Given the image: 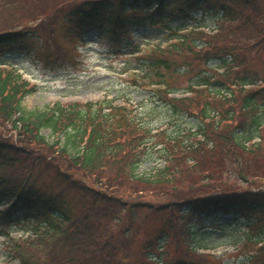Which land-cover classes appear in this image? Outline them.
Listing matches in <instances>:
<instances>
[{"label": "trees", "instance_id": "trees-1", "mask_svg": "<svg viewBox=\"0 0 264 264\" xmlns=\"http://www.w3.org/2000/svg\"><path fill=\"white\" fill-rule=\"evenodd\" d=\"M199 11L202 20L216 18L213 32L188 25ZM0 18V58L57 35L122 37L142 23L165 31L136 57L147 77L160 80L143 86H160L153 91L162 103L197 122L184 141L154 133L114 101L28 110L21 99L35 87L0 62V120L16 138H0V169L18 172L0 176V229L11 261L213 264L212 253L197 254L192 243L242 219L235 249L248 248L244 264H264V0H0ZM172 18L182 24L171 27ZM209 62L216 66L193 76L188 96L170 97L173 74ZM151 139L165 165L141 176ZM24 222L36 223L34 234L10 237Z\"/></svg>", "mask_w": 264, "mask_h": 264}, {"label": "rangeland", "instance_id": "rangeland-1", "mask_svg": "<svg viewBox=\"0 0 264 264\" xmlns=\"http://www.w3.org/2000/svg\"><path fill=\"white\" fill-rule=\"evenodd\" d=\"M176 14L175 10L170 11ZM197 20L201 19V13L194 15ZM3 18H7L6 15ZM141 21L142 18L137 19ZM170 26L176 27L182 22L178 18L170 19ZM216 18L206 16L205 21H189L188 25L203 24L210 30L214 28ZM169 22V20H167ZM36 22V21H35ZM34 22L26 25L33 26ZM129 24H131L129 22ZM2 20L0 18V27ZM131 27V25H129ZM42 31H40L41 33ZM165 31L148 29L144 23L129 28L121 37L102 32H90L83 40L74 35H57L55 41L48 43H34L22 50L10 52L0 58V62L16 68L23 78L35 85L36 89L25 94L21 104L28 110L40 109L59 103H95L109 101L126 108L136 120L143 126H149L155 133L168 132V134H180L181 140L189 138V134L197 130L196 121L188 118H179L172 110L158 99L153 89L144 87L147 82L160 81L153 75L147 77L142 61L130 58L129 53L141 42L148 41L149 44L161 40ZM148 43L143 44L142 53L152 47ZM140 49V50H141ZM216 62H209L207 66L199 65L194 71L187 74H173L169 80L172 96L181 97L185 94L193 76L201 70L210 66H216ZM143 67V68H142ZM198 74V73H197ZM158 88V87H156ZM41 134L49 141H53L49 130H42ZM186 134V135H185ZM0 138L10 139L15 142L11 127L0 120ZM191 138V137H190ZM150 153L146 156L137 173L141 176H149L158 169L164 167V162L156 154L157 148L154 144L156 139H151ZM153 150V151H152ZM5 174V175H4ZM17 170L14 168L0 169V176H15ZM239 186H244L238 184ZM144 201H153L145 197ZM223 224H229L232 218L224 217ZM212 223V221L210 222ZM33 222H24L10 229L14 238L34 234L36 228ZM244 220L239 219L233 224L229 231L220 233H209L204 236L203 241L197 238L192 243L197 254L202 251L209 252L208 246L222 243L218 246L208 259L213 264H244L245 248L236 250V241L243 236L242 228ZM8 238L0 229V264H18L8 257ZM239 245V244H238ZM175 252V251H174Z\"/></svg>", "mask_w": 264, "mask_h": 264}]
</instances>
